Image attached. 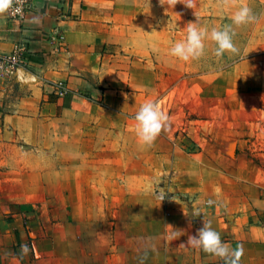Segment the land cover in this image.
I'll return each instance as SVG.
<instances>
[{
	"label": "rangeland",
	"instance_id": "1",
	"mask_svg": "<svg viewBox=\"0 0 264 264\" xmlns=\"http://www.w3.org/2000/svg\"><path fill=\"white\" fill-rule=\"evenodd\" d=\"M183 2L134 0L108 12L111 16L103 21L127 22L131 33L121 44L98 47L93 77L101 96L87 100L85 110L63 112L70 119L75 115V146L92 151L84 160L76 157L75 163L106 164L100 170H77L85 185L121 186L123 193L146 196L156 206L169 197L190 201L192 194L242 201L250 193L251 180L264 173V0H194L193 8ZM242 6L252 10L254 19L235 25L231 17ZM193 23L209 37L212 28L232 25L237 51L217 56L215 42L206 37L201 57L184 61L173 56L171 47L186 38ZM28 64L25 58L14 73L0 77L1 115L16 110L26 116L41 113L28 103L18 107L29 95L20 77ZM70 82H43L51 88L46 92L49 101L70 100L77 92ZM149 100L169 121L155 141L145 145L136 135L134 116ZM71 124L65 118L43 122L42 135L66 133ZM28 145L18 139L17 149H0V183L18 180L16 162L24 158ZM47 173L38 170V178ZM62 176L59 172L58 178Z\"/></svg>",
	"mask_w": 264,
	"mask_h": 264
},
{
	"label": "crops",
	"instance_id": "2",
	"mask_svg": "<svg viewBox=\"0 0 264 264\" xmlns=\"http://www.w3.org/2000/svg\"><path fill=\"white\" fill-rule=\"evenodd\" d=\"M31 2L21 20L9 19L7 9L0 12V54L21 46L29 63L20 72L29 95L18 107L28 103L41 112L0 114V149H17L18 139L30 144L24 152L18 150L24 153L16 162L18 180L0 183V264H225L186 244L188 236L209 221L232 249L243 247L239 264H264V173L251 180L250 193L242 201L192 194L190 201L169 197L157 206L146 196L123 193L121 186L81 181L77 170H100L106 164L75 163L76 157L84 160L92 151L75 146V115L70 119L63 112L85 110L87 100L101 96L93 77L98 47L124 42L131 33L127 22L103 21L111 16L108 12L134 0ZM61 78L71 81L77 92L70 100L49 101L46 92L51 88L43 82ZM1 96L0 87V109ZM64 118L72 123L66 133L42 135L43 122ZM38 170L48 173L39 179Z\"/></svg>",
	"mask_w": 264,
	"mask_h": 264
},
{
	"label": "clouds",
	"instance_id": "3",
	"mask_svg": "<svg viewBox=\"0 0 264 264\" xmlns=\"http://www.w3.org/2000/svg\"><path fill=\"white\" fill-rule=\"evenodd\" d=\"M12 0H0V12L8 9ZM177 3V0H174ZM187 7H194V0H184ZM235 25H241L254 19L252 10L247 6H242L236 11L232 17ZM235 33L232 25H225L222 28H212L209 33L201 30L197 24L193 23L187 27L186 38L175 42L170 49L173 56L181 60L188 61L190 59L199 58L204 54V39L209 37L216 44L215 54L221 56L225 51L236 52L237 48L233 42ZM134 119L136 121L135 131L139 141L145 145H151L162 129L168 125V116L159 108L155 101H147L143 103L136 111ZM207 203L212 205L213 200ZM194 215H200L196 213ZM186 244L193 248H201L207 253H212L222 259L225 264H239L240 257L243 255V247L232 249L227 242L221 240L220 234L211 227V222L203 223V226L197 230L196 234L189 235ZM27 251V246H23Z\"/></svg>",
	"mask_w": 264,
	"mask_h": 264
},
{
	"label": "built area",
	"instance_id": "4",
	"mask_svg": "<svg viewBox=\"0 0 264 264\" xmlns=\"http://www.w3.org/2000/svg\"><path fill=\"white\" fill-rule=\"evenodd\" d=\"M31 0H12L7 9L8 18L11 20L23 19L31 10ZM24 49L17 46L8 54H0V77L12 74L25 62Z\"/></svg>",
	"mask_w": 264,
	"mask_h": 264
}]
</instances>
